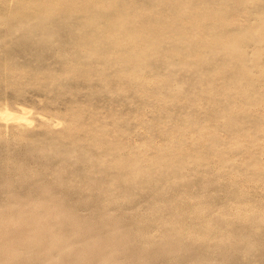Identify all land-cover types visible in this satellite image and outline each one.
Instances as JSON below:
<instances>
[{"label": "bare ground", "instance_id": "bare-ground-1", "mask_svg": "<svg viewBox=\"0 0 264 264\" xmlns=\"http://www.w3.org/2000/svg\"><path fill=\"white\" fill-rule=\"evenodd\" d=\"M41 1L43 4H38L35 12L31 11L32 7L30 6L15 11V15H19L18 21L21 23L30 24L31 20H36V24H40L37 26L39 39L54 34L55 31L47 21L51 17L57 18L59 21H66L65 19L74 18L75 11L85 9L87 13H82V15L90 22H95L93 13L97 10L96 17H98V6L104 12L112 8L121 11L124 16L123 22L107 26L110 33L104 38L98 37L106 45L104 51L107 60L113 59L115 51L121 52L123 65L135 66L138 73L135 72L136 76L134 75V77H137L140 84L148 83V79L142 71L147 66V56L155 55L159 50H162L160 46L165 47V55L179 54L180 59L184 60V62L182 61L184 64H194L195 67L202 66L208 55L225 53L231 63L223 67V72L230 77L229 88L238 89L239 94L230 99L223 107L208 108L207 114H210L211 121L217 120L216 117L221 109L226 111L225 115L230 116L227 121L229 127H244L243 121L239 117L244 112H254L257 110L256 107L264 106V98L251 97L247 90H243L244 83H252L254 79L252 69L255 65L260 64L259 60L248 58L238 66L232 61L233 58H238L239 54L247 55L244 49L242 50L246 40H252L259 44L264 43V20L255 26H249L246 32L241 31L227 35L230 29L236 23H240L239 21L242 19L241 11L236 9L247 11V4L251 0H235L234 5L238 6L237 8L230 7L227 3H218L216 0H212V6H204L201 4L202 0H169L170 15L167 14L164 17H157L155 13L125 1L107 0V4H98L102 0H91L88 5L85 4L86 6H79L74 0ZM263 1H256L255 6L263 7ZM109 2L110 4H108ZM0 3L8 5V0H0ZM105 6H107L106 9ZM258 9L253 10L252 13L263 12L261 8ZM139 12H141L140 15L137 14ZM138 17L145 20L140 21ZM205 21L213 22L214 27L207 28ZM74 26L76 27V25ZM245 33H247V37H245ZM225 35H227L226 38ZM183 44L193 47L192 55L196 57V61L190 62L182 51L174 49H178L177 45ZM208 86L209 93L207 95L209 94L208 96L213 102L217 97L213 98L211 95H215L217 92L214 91L215 86L212 87L210 83ZM232 91L235 90L232 89ZM260 108L262 109V107ZM260 110L257 111L260 112ZM28 112L30 109L17 103L13 108L2 109L1 107L0 118L6 119V126L11 127L14 135L20 134L21 139L27 141L24 144L28 145L29 150L33 148L35 151L31 154L33 158L47 160L54 157L46 150H55L52 151L53 154L61 160H66L74 152H79V158L83 162L97 160L99 157L97 150L94 153L93 151L92 153L81 151L82 144L79 143L78 135H76L78 133L74 130L77 127L71 126L69 123L61 122L53 132L57 136H68V141L71 143L69 145L55 147L54 142L57 137H53L55 135L50 136L49 142L46 143L31 140V137L27 138L26 135H22L25 134L24 127H27L24 121L29 119ZM37 116L40 120L44 118L42 113L37 112ZM164 126L165 124L155 126V129L164 130ZM163 130H161L162 133ZM171 131V133L168 130L167 133H163L167 140L165 145L150 140L133 154L126 155L123 153L124 146L121 142L120 132L117 133L118 138L115 142L104 137L102 139L103 153L113 155L114 169L112 171L104 170L102 178L93 182L88 180L80 186L66 184L63 180L57 182L54 178L43 177L48 174V171L42 172L40 177H34L32 173L25 170L23 165L3 171L0 190H3L2 193H6V197L0 203V264H214L213 260L219 261L218 264H225L233 257L235 258L240 250L250 252L258 242L263 243L264 239L260 240V238L264 236H261V231H264V209L262 208L264 201L261 200L263 203H260L261 207H257L255 204L253 208L252 204L247 203V200H243V205H240L243 201L238 200L237 205L234 206L233 201L228 200L229 202L226 204L227 200L222 197V201L224 200L226 205L222 214L212 216L211 208L217 202L213 196L206 195L210 192L207 186L210 181L208 183L204 179L205 177L191 181L190 173L195 172L199 165L209 164L217 159L216 156L223 154V148L219 146L222 135H218V130L204 136L200 135L195 140L198 144L194 150L186 146H190V144H186L189 135L184 126L172 128ZM261 134V138H263L264 119L260 123L256 122L253 130L241 128L238 134L231 137L226 148L242 150L243 144L246 142L253 144L254 150L263 153L264 143L263 140L259 141ZM245 137L248 138L245 140ZM222 143H224L223 140ZM92 148L95 147L91 146ZM149 149H153V151L150 153ZM244 158L242 157L243 161ZM256 158L254 160L252 158L251 162L245 165L246 170H244L248 171L246 173L253 178V181L264 176V162L260 160L262 157ZM189 169L191 170L188 171ZM15 174L21 175V179L26 182L22 192L11 187ZM91 178L94 177L89 175L88 179ZM133 179L140 181L141 192L152 189L156 193L154 195L153 192L148 198L150 200L148 220H144L140 216V218L138 216L131 218L125 210L114 213L98 207V203L101 204L102 201L116 196L118 189V194H129L133 188ZM241 180H236V183L238 184ZM171 182L177 183L179 186L173 187ZM86 189L89 191L88 194L93 197L92 199H86L88 196L84 195ZM166 191L170 192L173 202L178 199L190 200H186L182 216L174 204L170 203L168 207L170 224L163 225L161 228L163 234L160 237H151L150 227L155 226L161 216L158 214V211L161 210L160 207H157L158 201L161 193ZM240 191L245 190L240 188ZM222 201H219L217 206L224 203ZM82 204H94L97 208L91 213L82 214L80 212ZM165 222L166 220L163 221V223ZM136 229L139 231L135 232ZM183 231L193 232V238L186 239L184 237L186 234ZM244 255L247 256V254Z\"/></svg>", "mask_w": 264, "mask_h": 264}, {"label": "rangeland", "instance_id": "rangeland-1", "mask_svg": "<svg viewBox=\"0 0 264 264\" xmlns=\"http://www.w3.org/2000/svg\"><path fill=\"white\" fill-rule=\"evenodd\" d=\"M74 1L81 6L88 5L91 0ZM117 1L130 2V4L141 6V8L155 13L157 17L170 15L169 0ZM256 1L258 0H251L247 4L248 9L245 12L236 9L241 11L242 19H240V23H236L230 29L227 35L241 31L246 32L249 26H255L264 20V1L262 2L263 7L255 6ZM107 2V0H102L98 4H107ZM216 2L227 3L230 7H238L234 5L235 0H216ZM38 4L43 3L41 0H8V5L0 3V109L1 107L2 109L5 107L13 108L17 103L25 105L30 109V112L27 113L29 119L24 121L27 127H24L25 134L22 135L43 143L49 142V137L55 135L53 133L54 129L61 122L63 124L64 122L69 123L71 126L74 125L77 127L74 130L78 133L76 134L78 135V141L82 144L81 151L90 153L93 151L94 153L97 150L99 157H97V160L83 162L79 158V152H74L66 160H61L53 154L52 151L55 150H46L50 155H54V157H51L52 159L33 158L31 156L32 153H35L33 148L29 150L28 145L25 146L26 144H24L27 141L22 140L20 134L14 135L11 127L6 126V119L0 118V183L3 171L11 170L12 167L19 165H23L25 170L32 173L34 177H40L42 172L48 171L50 175L45 174L43 177L54 178L57 182L63 180L69 185L80 186L88 180L93 182L102 178L104 170L112 171L114 169L113 155L103 153L102 139L104 137H108L115 142L118 138L117 133L120 132L122 135L120 137L121 142L124 146L123 153L126 155L133 154L134 151L144 147V143L150 140L165 145L167 140L163 133H167V130L171 133L172 128L184 126L189 135L186 144H190V146L184 145L190 147V149L192 148V150L198 144L195 140L202 134L204 136L218 130L219 136H225H220L221 140L219 142V146L223 148V154L216 156V163L211 161L209 164L199 165L195 172L190 173L191 181H196L200 177H205L204 179L208 183L210 181V184L207 185L210 192L206 195L213 196L218 204L224 198L227 200L226 204L230 200V202L233 201L234 206L237 205L238 200L241 202L247 200V203L252 204V206H249L253 207L256 204L257 207H261L260 203L264 201V181L262 182L264 176H260V178L253 181V178L246 173L248 171L244 170H246L245 165L250 163L252 158L254 160L256 157L259 159L262 157L260 160L264 162V152L260 153L259 150H254L253 144L244 143V141V149L242 148V150H230L226 146L231 137L235 136L236 133L238 134L241 128L245 127L253 130L256 122L263 121L264 106H260L263 110L256 107L257 110L261 109L260 112L257 110L244 112L239 117L242 119L244 127H229L227 121L230 116L225 115V110L219 109V115L216 117L218 121L214 119L216 122L211 121L210 114H207V110L223 107L230 99L239 94L238 89L229 88L230 77L223 72V67L231 63V60L226 58L225 53L208 55L202 66L195 67L194 64H184V60L180 59L179 54L174 56L165 55V47L160 46L162 50H159L155 55L147 56V66L142 71L148 79V83L140 84L137 77H134L135 72L138 73L135 66L123 65L121 52L115 51L113 59L111 61L107 60L104 51L106 45L98 37L102 36L104 38L110 33L107 26L123 22L124 16L121 11L108 8L109 10L104 12L98 6V17H96L97 10L93 13L95 22H90L82 15V13H87L85 9L75 11L74 18L65 19L66 21H59L57 18L51 17L47 21L55 31L54 34L39 39L37 37V26L40 24H36V20H31L30 24L21 23V21H18L20 19L19 15H15V11H20L27 6L32 7L31 11L35 12ZM201 4L212 6V0H202ZM258 8H261L263 12L253 14V10H259ZM88 14L90 13L88 12ZM137 14L140 15L141 12ZM138 19L140 21L145 20L141 17H138ZM205 23H207V28L214 27L213 22L205 21ZM245 34V37H247V33ZM227 35H225V38ZM95 39H97V42H95ZM177 48L174 49L182 51L190 62L196 61V57L192 55V46L183 44L177 45ZM243 49L247 55L239 54L238 58L232 60L237 66L248 58L258 59L260 63L252 69L254 73L252 83H244L243 90H247L251 97L262 99L264 98V43L259 44L252 40H246ZM208 83L212 87L215 86L214 91L217 94L211 96L213 98L217 97L218 100L214 98L215 100L213 99L212 102V99L208 96L209 94L207 95L209 93ZM232 89L235 91H232ZM259 92L261 96H259ZM37 112L43 114L44 118L42 120L38 118ZM164 124V130L160 129L158 131V129H155V126ZM229 129L233 130L230 131ZM161 130H163V133ZM60 136L62 135L55 138V147L71 144L68 141V136ZM261 136L262 134L259 141L262 142L261 140H263L264 143V137L261 138ZM246 138L248 137H245V140ZM222 140L224 143H222ZM91 146L95 148L91 149ZM149 150L150 153L153 151V149ZM242 157H245L244 161ZM223 158L224 160H222ZM89 175L94 178L88 179ZM241 175L242 178H240ZM235 179L238 181L243 180L237 184ZM254 182L257 183L254 184ZM25 183L21 179V175L15 174L11 187L22 192ZM132 184L133 188L129 194H118V189L116 190V196L102 201L101 204L98 203V207L108 209L114 213L125 210L131 218L140 216L142 219L148 220L150 211V200L148 198L154 190L141 192L140 181L136 179H133ZM175 185L179 186L177 183H173V187ZM238 188L245 191L239 192ZM236 189H238V192ZM2 192L3 190H0V203L6 197V193ZM242 192L244 193L242 194ZM88 193L89 191L86 189L84 192V195H88L86 199H92L93 197ZM235 194H241L242 196L240 195L239 198ZM154 195H156L155 192ZM186 200L189 201L190 199H178L173 202L169 191L161 193L157 205L161 208L158 211L161 216L157 220L158 223L150 227L149 234L151 237H160L163 234L161 229L163 225L170 224L171 218L168 212L170 203L174 204L178 209V213L182 216L186 207ZM192 200L195 199L192 198ZM244 201L239 204L243 205ZM217 203L211 208L210 213L212 216L221 215L224 206H226L225 201L218 206ZM96 208L94 204H82L80 212L88 214L95 211ZM262 208L264 209V207ZM214 209L216 210L214 211ZM228 216L230 217V215ZM164 220H166L165 223H163ZM138 231V229L135 230V232ZM263 232L262 230L261 236L264 235ZM183 233L186 234V236L184 235L186 239L193 238V232L183 231ZM262 239H264V236L260 238V240ZM262 241L263 243L258 242L250 252L240 250V253L228 263L264 264V240ZM256 248L258 250H255ZM242 255L246 257L243 258ZM212 262L214 264L220 263L217 260Z\"/></svg>", "mask_w": 264, "mask_h": 264}]
</instances>
